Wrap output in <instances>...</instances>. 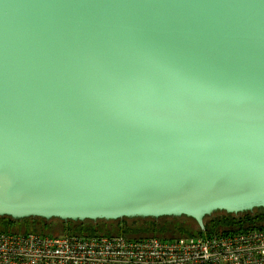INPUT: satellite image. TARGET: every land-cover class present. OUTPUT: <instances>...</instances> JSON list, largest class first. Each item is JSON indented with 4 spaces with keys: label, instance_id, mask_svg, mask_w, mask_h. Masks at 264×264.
Wrapping results in <instances>:
<instances>
[{
    "label": "water",
    "instance_id": "obj_1",
    "mask_svg": "<svg viewBox=\"0 0 264 264\" xmlns=\"http://www.w3.org/2000/svg\"><path fill=\"white\" fill-rule=\"evenodd\" d=\"M264 210V0H0V216Z\"/></svg>",
    "mask_w": 264,
    "mask_h": 264
},
{
    "label": "built area",
    "instance_id": "obj_2",
    "mask_svg": "<svg viewBox=\"0 0 264 264\" xmlns=\"http://www.w3.org/2000/svg\"><path fill=\"white\" fill-rule=\"evenodd\" d=\"M0 264H264V221L178 238L0 230Z\"/></svg>",
    "mask_w": 264,
    "mask_h": 264
},
{
    "label": "trees",
    "instance_id": "obj_3",
    "mask_svg": "<svg viewBox=\"0 0 264 264\" xmlns=\"http://www.w3.org/2000/svg\"><path fill=\"white\" fill-rule=\"evenodd\" d=\"M264 221V210L255 208L252 211L228 214L224 211H214L204 217V229L201 230L196 222L187 216H162L157 218H119L115 220H83L61 221L56 218L45 220L29 217L13 220L8 216H0V230L52 234L48 229L57 223L59 230L64 233L81 235H124L127 237L156 236L161 238L193 237L203 233H213L224 228H247Z\"/></svg>",
    "mask_w": 264,
    "mask_h": 264
},
{
    "label": "rangeland",
    "instance_id": "obj_4",
    "mask_svg": "<svg viewBox=\"0 0 264 264\" xmlns=\"http://www.w3.org/2000/svg\"><path fill=\"white\" fill-rule=\"evenodd\" d=\"M53 235L61 234L62 232L59 230V226L57 223H53L52 226L48 229Z\"/></svg>",
    "mask_w": 264,
    "mask_h": 264
}]
</instances>
